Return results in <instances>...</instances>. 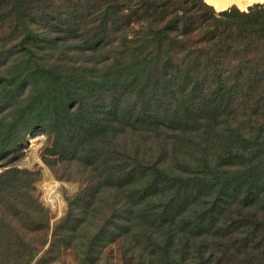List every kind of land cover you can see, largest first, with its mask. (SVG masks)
Returning <instances> with one entry per match:
<instances>
[{
    "label": "trees",
    "instance_id": "obj_1",
    "mask_svg": "<svg viewBox=\"0 0 264 264\" xmlns=\"http://www.w3.org/2000/svg\"><path fill=\"white\" fill-rule=\"evenodd\" d=\"M263 87V4L0 0V160L43 130L85 184L52 228L36 173H1L0 264H264Z\"/></svg>",
    "mask_w": 264,
    "mask_h": 264
},
{
    "label": "rangeland",
    "instance_id": "obj_2",
    "mask_svg": "<svg viewBox=\"0 0 264 264\" xmlns=\"http://www.w3.org/2000/svg\"><path fill=\"white\" fill-rule=\"evenodd\" d=\"M261 4L264 5V2L255 3L250 7ZM250 7L248 8V10L250 9ZM231 8H237V7L231 6L228 9ZM214 9L217 12H219V10H217L216 8ZM14 40L15 38H13L11 41L13 42ZM176 60H180V59H176ZM263 91H264V87L262 88V93L259 92L258 95H262V94L264 95ZM257 108L259 109L258 114H261L260 106ZM253 110L254 109L253 107H251V103L243 102L240 104L238 111L241 114H243L244 117H248L252 114ZM34 138H37L38 141L36 145L33 142ZM52 142H53V138L43 130L33 131L31 133H28L25 136L20 149L12 153H7L5 156L1 158L0 174L6 171L7 169L13 167L28 169L36 173V180L33 183L34 194L49 210L51 216V225L53 228L57 224V222H59L60 218L64 216V214L68 209L67 198L77 193L82 187L85 186V184L78 180L62 179L58 177V175L67 176L69 172H67V170L64 167H62V162L59 161L58 158L56 161V165L53 166L46 161L47 158L48 159L55 158L53 155H51L48 152V149H50L52 146ZM71 165L72 167L71 166L69 167L72 168V171L75 172L74 174L75 177H77L78 176L77 168L73 164ZM45 184H48V186L49 184L54 185V192L63 199L64 204L61 209L52 207L53 205L46 198L45 193L47 190H45L46 187ZM51 233L52 231L50 232V237H51ZM48 247L49 245L42 249V251L39 253L38 257L35 259L33 264H76V256L71 247L63 246L61 248L60 259L57 261L49 260V257L47 255ZM104 257H105V264H132L133 262V256L124 257L123 251L121 250V242L119 241L111 243L109 246L105 248Z\"/></svg>",
    "mask_w": 264,
    "mask_h": 264
},
{
    "label": "bare ground",
    "instance_id": "obj_3",
    "mask_svg": "<svg viewBox=\"0 0 264 264\" xmlns=\"http://www.w3.org/2000/svg\"><path fill=\"white\" fill-rule=\"evenodd\" d=\"M205 1L219 11L226 10L231 6H236L240 10L246 11V10H248V8L251 5H253L255 3H263L264 2V0H205ZM33 142L36 145L38 142L37 138H34ZM35 156H36V154H35ZM45 186H46L45 190H47L45 193V196L48 199V201L53 205L52 207L61 209L63 207L64 201L61 197H59L54 192V185L49 184V186H48V184H45Z\"/></svg>",
    "mask_w": 264,
    "mask_h": 264
}]
</instances>
